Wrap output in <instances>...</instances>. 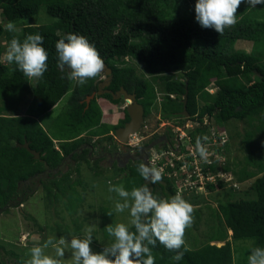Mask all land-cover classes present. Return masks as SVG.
<instances>
[{"label":"trees","instance_id":"1","mask_svg":"<svg viewBox=\"0 0 264 264\" xmlns=\"http://www.w3.org/2000/svg\"><path fill=\"white\" fill-rule=\"evenodd\" d=\"M195 3L196 0H0V55L13 37L23 41L28 34L42 35V46L48 53V69L42 79L34 80V84L15 63L0 60L2 212L17 207L40 186L48 204L61 201L72 213L82 200V191L77 185L84 180L81 175L74 178L72 174L73 170L80 174L82 166L95 167L91 176H103L106 184L112 181L107 177L108 173L114 176L119 172L121 177L117 181L129 191L148 183L137 172V166L142 162L140 159L116 168L112 173L105 171L96 161L91 165L87 148L78 151L82 143L90 142L89 138L78 136L85 130H89L90 135L106 134L99 141L112 140L113 136L108 132L115 125L102 123L101 118L102 115L109 116L105 111L119 100L104 94L108 100L101 103L103 110L93 99L86 105L84 98L96 89L98 76L79 86L67 78V71L58 68L55 44L69 33L84 35L94 44L104 63L111 68L110 88L116 90L122 85L128 91H135L145 113L155 109L162 118L181 116L184 119L180 112L187 89L186 111L190 117L197 116L200 123L188 131V139L194 148L196 138L207 136L212 129V125L202 123L205 115L218 122L216 128L230 120L246 123L251 128L246 132L247 137L259 133L264 145V5L252 8L241 4L237 24L219 35L214 29L202 28L195 20ZM41 9L49 16L47 22L20 23L19 30H6L9 21L16 24ZM237 40L251 41L252 49L237 48L234 46ZM130 58L143 65L144 70L152 75L151 80L137 75L134 66L127 64ZM211 82L217 87L213 94L205 90ZM155 85L164 92L160 101L156 97ZM66 93L69 97L64 108L53 117L50 110ZM25 95H29L30 100L24 113L19 114L18 106ZM37 118L46 121L47 130ZM23 141H28L29 147L39 152L38 158L18 145ZM247 142L250 144L249 138ZM222 148L218 151L225 152V168H231L230 161L233 166L240 163L230 158L229 143ZM247 149V165L262 167L264 158H260L264 154L255 155V147ZM63 158L75 160V166L64 171ZM180 164L175 160L174 167L165 166L167 171L163 170L162 181L149 184L154 196L167 198L179 192L188 200L198 194L195 192H199L200 181L194 187L177 186V178L186 177V173L179 169ZM214 165L201 163L204 170H212ZM58 166L59 170L55 171ZM174 169H177L175 176L166 174ZM188 169H192V164H188ZM190 173L188 180L198 179ZM247 173L245 178L257 175L252 170ZM260 173L252 182L254 197L218 201V212L213 214L222 221L219 220L220 227L217 226L215 232L208 233L210 239L202 240L197 247H188L186 242L187 251L178 262L171 259L175 253L157 243L152 250L155 264H247L249 247H264V172ZM212 185V181L205 180L207 189ZM101 209L105 213L112 212L108 207ZM196 216L199 218L197 213ZM73 221L77 222L75 218ZM228 230L230 239L222 245L211 243L220 236L227 237ZM102 233L108 236L104 227ZM234 241L248 242L247 246L233 248ZM9 253L15 262H21L18 255L3 248L0 256L6 257ZM0 264L8 262L0 260Z\"/></svg>","mask_w":264,"mask_h":264},{"label":"clouds","instance_id":"2","mask_svg":"<svg viewBox=\"0 0 264 264\" xmlns=\"http://www.w3.org/2000/svg\"><path fill=\"white\" fill-rule=\"evenodd\" d=\"M241 4L255 8L257 5H264V0H196L195 20L202 28L214 29L219 35H223L226 28L237 24V12ZM5 28L8 32L16 31L13 21H9ZM43 41L44 37L40 34H28L23 41L13 37L4 58L10 64L15 63L18 70L28 79L40 80L48 69V53L42 46ZM55 48L58 68L67 71V78L79 86L85 85L89 79H94L105 71L106 63L104 64L94 44L84 35L69 33L56 42ZM212 88L217 89L214 83L208 84L205 90L213 94L214 91H209ZM124 100L128 104L127 100ZM186 116L193 119L197 125L200 124L197 116L190 117L188 113ZM204 118L202 123L212 125L213 120L206 115ZM186 124L189 127L193 125L189 122ZM218 127H214L216 129L212 132L210 129L207 136L197 137L195 148L190 141L186 142L185 147L192 148L202 160L201 163L210 160L212 163L225 164V152L218 151V148L223 149L230 138H227V129L219 132ZM183 141L180 134V139L176 140V143L184 149ZM169 146H174L172 141L167 143V147ZM188 159L192 161L193 157L190 155ZM137 172L148 183L133 187L129 191L123 185H112L109 182V193H115L119 197L115 202L114 211L124 213L127 210L130 217L128 223L121 222L115 226L109 224L105 227L107 234L112 237L110 244L99 252L92 250L93 229L96 224L91 223L85 229L83 237L72 236L70 240L64 236L58 239L49 237L42 245L31 247L30 259L26 264H64L66 250H70L71 264H155L152 250L157 243L167 251L175 253L171 257L173 261L182 260L187 251L186 229L194 220V206L179 192L167 198L153 195L149 184L162 181L163 169L152 166L151 161L140 162ZM209 173L214 176L213 180L220 176L212 170ZM107 215L112 216V212H108ZM50 246L54 249L55 256L46 254L45 250ZM247 264H264V247L250 246Z\"/></svg>","mask_w":264,"mask_h":264},{"label":"rangeland","instance_id":"3","mask_svg":"<svg viewBox=\"0 0 264 264\" xmlns=\"http://www.w3.org/2000/svg\"><path fill=\"white\" fill-rule=\"evenodd\" d=\"M193 7L195 9V5H193ZM48 19L49 16H47L46 13H44V11L41 9L37 14L27 16L21 19L22 21L16 23V30H19L21 24L47 22ZM234 46H236L237 48L245 49L246 51H250L252 49V42L248 40H237L236 45ZM4 48L5 47H3V49L1 50L0 60L4 63H8L4 58L7 48ZM127 64H131L134 66L137 75L151 80L152 75L144 70L141 63H138L134 59L130 58L127 61ZM101 76L102 75H99L98 78H101ZM30 81L34 84V80ZM209 84H212V82ZM155 91L156 97L160 101L161 98H163L164 92L160 89L159 85H155ZM209 91H214L215 93L216 90L212 88ZM68 97L69 93H66L57 102L53 109L50 110L53 117L62 111ZM29 100V95H25L21 98L18 106L19 114L24 113ZM101 103L103 104L102 100ZM105 112L109 113V109ZM157 114H160L159 110L154 109L153 115L150 113V115H147V118L151 117L158 122H162L163 120H165L161 118V115L159 119V115ZM39 118H37L39 123H41L42 127L47 130L46 121H40ZM110 118H112L110 114L109 116H106V120ZM178 121H181V118H178ZM213 122L214 121H212L211 132L215 131L213 129L214 127H216V125H213ZM215 124H218V122H215ZM196 125L197 124L193 122V125L188 127L187 130H182L181 128H176L173 124L174 128L179 129L182 132L181 135L183 136L184 140V148L186 142L189 141L188 131L194 128ZM168 129L172 132V134H174V130L172 131L170 127L165 128V130ZM224 130H226V132L228 133L229 137L227 136V138H230L227 140V142L230 143V158L236 159V161H240V163H235L233 166L232 161H230L231 168H225V164L215 163L212 172L214 171L220 176L212 181L214 185L210 186L211 188L209 187L208 189L205 186V183L198 186L199 192H195L198 194L186 200L191 203L195 209L193 223L189 228L186 229L185 233V238L187 237L186 242L188 247H197L199 243L202 242V240L210 239L208 238L210 236L208 235V233H210L211 231L215 232V230L218 229L217 226H219L220 224L219 220H222L219 218V216H214L213 213L218 212L217 203L219 200H232L237 198L254 197L255 192L252 187L253 179L256 176L260 175V172H264V164L262 167H250L249 165H247V147H255V155H260L261 153L264 154V145L262 139H260L259 133H255L251 138L247 137L246 132L251 130L250 126L238 120H230L219 125L218 131L223 132ZM228 130H231L233 132V135L231 131L228 132ZM247 138H249L250 144L247 142ZM172 142L173 145L176 144V140H172ZM55 143L57 144L58 142L55 141ZM263 158L264 155L261 156L260 159ZM94 168L91 169L89 167L86 168L85 166H82L80 174L73 170L72 175L74 178L81 175L84 180L82 181V184L77 185V188L82 191V200L75 208H73L72 213L67 211L63 202L61 201L48 204L44 197V191L40 186H38L36 191L29 197H27L24 202L20 203L19 206H12L5 212H2V210H0V245L3 246L0 247V252L2 251V248L4 251H12L16 255H18V259L19 261H21L19 264H26L25 262L30 259L31 247L42 245L47 241L49 237L58 239L60 236H64L69 240L72 236L83 237L85 229L91 223L96 224V227L93 229L94 238L91 244L92 250L94 252H99L103 249L104 246L110 244L112 242V237H110L109 235V237H105V235H103L102 233V227L105 228L109 224L115 226V224L121 222L128 223L130 217L127 210L124 213H116L114 211L115 202L119 199V197L115 193H109V184L105 183V178L103 176L99 178H97L96 176H91L93 175ZM249 170H252L254 174L257 175L245 178L244 174L246 173V175L248 176L247 171L249 172ZM108 171H112V173H115L113 169H110ZM85 174H87V176ZM111 175V173H108L107 177L112 179V185H121V183L117 181V179L121 177V174L119 172H116L114 174L115 177ZM236 176L238 177V179L239 177H241V181H239ZM86 177L88 178L85 180ZM110 196L112 197V199H109ZM101 207H108L112 209V216H108L107 213H105V211L101 209ZM196 213L199 215V218L196 216ZM74 218L77 222L73 221ZM212 218L214 220H211ZM204 221H208L207 228L205 227L206 223ZM77 224L78 226H76ZM213 227L216 228L212 229ZM228 235H230V233ZM221 237L222 236L214 240L217 242L212 241L211 243L214 242L216 245H221L223 242H225V240H227V237ZM247 242L248 241H234L233 248H237L240 245L247 246ZM45 252L48 255L55 256L54 249L51 246L46 249ZM0 260L7 261L8 264H18L17 262H15L14 257H12L11 253H9V255L6 257L0 256ZM64 264H71L70 250H66Z\"/></svg>","mask_w":264,"mask_h":264},{"label":"flooded vegetation","instance_id":"4","mask_svg":"<svg viewBox=\"0 0 264 264\" xmlns=\"http://www.w3.org/2000/svg\"><path fill=\"white\" fill-rule=\"evenodd\" d=\"M101 75H102L101 78H97L95 80L96 89L91 91L90 94L96 92L98 90V84L106 78L104 72L103 74L101 73ZM110 85H111V80L108 85L104 86V88L102 89L103 92L100 94L95 93L93 98L90 99V101L92 99L96 100L100 105V107L102 108L100 101L102 100L104 104L105 100L106 101L108 100V98H105L103 95L110 94L109 92H107V90H112L110 88ZM121 87L123 86L120 85L119 89ZM117 90L118 89L112 91L115 92ZM125 90L128 93H134L137 102L140 103L138 101L135 91L133 90L128 91L127 89ZM122 97L123 96L121 95V97L118 98L119 102L117 104H113L109 107V114L110 116H112V118H110L111 120L110 119L106 120L105 115H102L101 118L102 123L115 125L114 126L115 128L108 132L113 136L111 141H108L106 139L105 140L102 139L101 141H99L98 139L103 138V136H105L106 134L90 135L89 130H85L80 135H78V136H85L86 138L90 139L89 143L87 142L82 143L78 147V151L87 148L88 151L86 155H87V159L90 160V164L92 165L94 161H96L97 164L100 165L105 171L107 169L108 170L113 169L115 171L116 168L125 167L128 163L132 162L133 160L140 159L142 161V158H146L148 163L150 161L151 155L153 154V151L157 150L156 148H159L160 151L161 149L168 150L167 143L171 142L172 140L180 139V134L182 132L181 130L176 128L187 130L189 126L186 123L187 122L193 123V119H189L188 116L182 113V111L180 113L183 115L184 119H182L181 116H177L174 118H163L167 121L163 120L162 122H158L151 117H150L151 119L147 118V115H150V113L153 115L154 109H151L150 112L145 113L144 107L140 103L143 108V114H142V121L140 122L138 127V131L133 135H131L125 142H121L116 139L114 130L117 127L122 126L123 123H125L129 119V114L126 110L128 104L125 102V100ZM157 115H159L158 118L160 119V114ZM178 118H181V121H178ZM173 124L175 125L176 128L173 127ZM166 127H170L172 131L174 130L173 131L174 134H172V132L169 129L165 130ZM168 160L169 157H164V161L167 164H168ZM75 164H76L75 160L70 158L68 159L63 158L62 166L64 171L68 170L69 166L74 167ZM57 170H59V166L55 168V171Z\"/></svg>","mask_w":264,"mask_h":264},{"label":"built area","instance_id":"5","mask_svg":"<svg viewBox=\"0 0 264 264\" xmlns=\"http://www.w3.org/2000/svg\"><path fill=\"white\" fill-rule=\"evenodd\" d=\"M190 155L193 157L192 161L188 159ZM164 157H169L168 164L164 161ZM175 160H179L181 163L179 165L180 171L186 173V177L177 178V186L179 188L181 186L194 187L198 181H200V185H203L205 180L212 181L214 179V176L209 173L211 169L206 168L204 170V167L201 166L202 160L194 153L193 149L188 147L183 149L178 145V143H176L174 146H169L168 150H155L150 157L152 166L162 168L163 170H165V166L168 165L174 167ZM206 163L211 164L212 161L207 160ZM188 164H192L191 170L188 169ZM190 172H192L198 179L194 181L188 180V178L191 177ZM166 174L168 176H175L177 174V169H174L172 172H166Z\"/></svg>","mask_w":264,"mask_h":264},{"label":"water","instance_id":"6","mask_svg":"<svg viewBox=\"0 0 264 264\" xmlns=\"http://www.w3.org/2000/svg\"><path fill=\"white\" fill-rule=\"evenodd\" d=\"M104 74H105L106 78L98 84V90L85 97L86 105L89 104L90 99L93 98L95 93H98V94L102 93L103 92L102 89L104 88V86H106L110 83V80L112 78L111 68L108 67L106 64H105ZM107 92H109L112 95V98H114V99H117V98L121 97V95H122L123 98L126 99L128 102V106H127L126 110L129 114V119L125 123H123L122 126L117 127L114 130L116 139L121 141V142H125L131 134L135 133L138 130L139 124L142 121V114H143L142 105L137 102L134 93H128L123 87H121L120 89H118L115 92H113L112 90H107ZM186 101H187V89L185 90V92L183 94L182 113L185 115H187ZM18 145L27 149L34 156V158H38L39 152L30 148L28 141H23L22 143H20ZM142 162L147 163L146 158H142Z\"/></svg>","mask_w":264,"mask_h":264},{"label":"crops","instance_id":"7","mask_svg":"<svg viewBox=\"0 0 264 264\" xmlns=\"http://www.w3.org/2000/svg\"><path fill=\"white\" fill-rule=\"evenodd\" d=\"M228 232L230 233V230L227 231V234H229ZM229 237H230V235L227 236V238H229ZM214 242H217V241H214ZM214 242H213V243H214ZM223 243H224V242H223ZM217 245H218V244H217Z\"/></svg>","mask_w":264,"mask_h":264}]
</instances>
